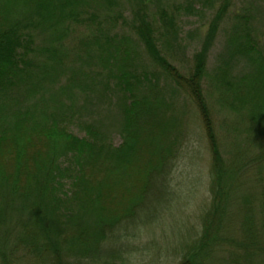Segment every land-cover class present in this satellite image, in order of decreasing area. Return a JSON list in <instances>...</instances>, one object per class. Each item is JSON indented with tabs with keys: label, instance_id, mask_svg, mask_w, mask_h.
<instances>
[{
	"label": "trees",
	"instance_id": "trees-1",
	"mask_svg": "<svg viewBox=\"0 0 264 264\" xmlns=\"http://www.w3.org/2000/svg\"><path fill=\"white\" fill-rule=\"evenodd\" d=\"M151 1L128 12L121 0H0V264H140L145 231L155 235L175 197L182 93L200 113L212 171L200 230L174 264H264V46L253 16L221 6L184 75L165 47L182 17L214 0L172 13ZM224 21L212 86L253 135V155L223 151L203 89Z\"/></svg>",
	"mask_w": 264,
	"mask_h": 264
},
{
	"label": "rangeland",
	"instance_id": "rangeland-1",
	"mask_svg": "<svg viewBox=\"0 0 264 264\" xmlns=\"http://www.w3.org/2000/svg\"><path fill=\"white\" fill-rule=\"evenodd\" d=\"M121 1H123L121 3H126L125 7L128 2L130 8L127 7L126 9L130 12L133 0ZM152 1L155 5L159 1L166 3L171 13L174 10L173 8L184 7L187 3V0ZM152 1L147 3V5L150 6ZM224 4L227 6L228 16L233 17L235 14L242 13H248L253 16L256 35L264 46V0H214L212 5L203 6L205 10L198 16L185 18V14H183L184 17L178 22L179 38L177 44H173L171 48L165 47L170 61L181 74L188 75L193 67L194 55L202 49L214 18L213 16ZM197 8L199 9L200 7L197 6ZM227 27L228 22L224 21L210 50L208 62L209 77H206L203 89L213 115L214 125L218 129V136L221 139L223 151L229 153L233 148L234 152L246 151L248 152L247 155H253L255 153V149L251 146L253 135L245 132L246 126L240 122L238 117L220 108L218 103L219 93L212 86L211 77L213 76L217 55L224 46L228 31ZM121 31L124 35H133L130 26L122 28ZM139 51L144 53L142 47L139 48ZM184 102L182 93L178 100H173L174 106L172 107L175 114L182 117L180 119L182 129L186 130L182 140H187L186 146L183 147V157L177 163L172 177L173 182L171 184L175 197L170 206L171 209L166 213L164 219L156 228H153V234L155 235L150 236V231H145L142 244L146 251H141L145 256L140 264H174L178 262L179 258H177L176 253L178 245H182L184 240L200 230L203 209L210 202L212 158L209 138L196 107L193 104L186 105ZM84 114L90 119L95 118V115L90 111H84ZM106 117L110 118V116ZM108 120H103L102 122L107 123ZM226 128L229 130L228 135ZM231 130L235 131L231 132ZM72 131L79 137L84 136L77 129ZM114 144L116 146L121 144L119 137L114 138ZM254 186L253 183L249 185L250 191H253ZM255 207L259 209L258 204ZM175 253L176 255H174ZM20 261L23 264H29V258H24L23 255L20 256Z\"/></svg>",
	"mask_w": 264,
	"mask_h": 264
}]
</instances>
